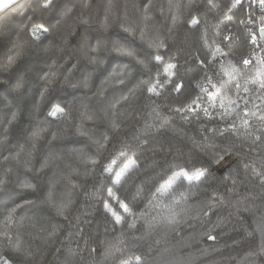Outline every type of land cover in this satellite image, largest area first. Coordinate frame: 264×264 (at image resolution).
I'll return each mask as SVG.
<instances>
[{
    "label": "trees",
    "instance_id": "16d2710c",
    "mask_svg": "<svg viewBox=\"0 0 264 264\" xmlns=\"http://www.w3.org/2000/svg\"><path fill=\"white\" fill-rule=\"evenodd\" d=\"M263 2L1 9L0 262L264 264Z\"/></svg>",
    "mask_w": 264,
    "mask_h": 264
},
{
    "label": "snow or ice",
    "instance_id": "6c2138e0",
    "mask_svg": "<svg viewBox=\"0 0 264 264\" xmlns=\"http://www.w3.org/2000/svg\"><path fill=\"white\" fill-rule=\"evenodd\" d=\"M45 3L47 4V0H45ZM42 30H45L42 26ZM120 51L122 52H127V50L121 46L119 48ZM127 54L131 55L130 52H127ZM20 55V52L17 51L16 55L10 57L7 61V66L8 67H11L15 62H16V59L17 57ZM59 74L58 73H52V79L49 81V84L53 83L55 81V79L57 78ZM67 78L65 77V82H66ZM48 91V88L45 87L42 92H41V97L44 96V94ZM12 120L15 119V116L13 114V116L11 117ZM9 139V137L7 135H0V144H4L7 142V140ZM7 181L6 180H0V191H3L4 190V186L6 185ZM20 187L22 189H25V190H30V189H33L34 186L28 182H23ZM18 211V208L17 207H12L10 208L9 210H7V216L9 218H11L13 216V214H15L16 212Z\"/></svg>",
    "mask_w": 264,
    "mask_h": 264
},
{
    "label": "rangeland",
    "instance_id": "374dc122",
    "mask_svg": "<svg viewBox=\"0 0 264 264\" xmlns=\"http://www.w3.org/2000/svg\"><path fill=\"white\" fill-rule=\"evenodd\" d=\"M176 176H179V178L181 177H189L190 175L188 173H186L185 171H179ZM0 264H11L9 261L7 260H2L0 262Z\"/></svg>",
    "mask_w": 264,
    "mask_h": 264
},
{
    "label": "crops",
    "instance_id": "0c3cea01",
    "mask_svg": "<svg viewBox=\"0 0 264 264\" xmlns=\"http://www.w3.org/2000/svg\"><path fill=\"white\" fill-rule=\"evenodd\" d=\"M17 0H0V10L6 8Z\"/></svg>",
    "mask_w": 264,
    "mask_h": 264
},
{
    "label": "built area",
    "instance_id": "2783aa9c",
    "mask_svg": "<svg viewBox=\"0 0 264 264\" xmlns=\"http://www.w3.org/2000/svg\"><path fill=\"white\" fill-rule=\"evenodd\" d=\"M259 12L261 14H264V2L260 4V6H259Z\"/></svg>",
    "mask_w": 264,
    "mask_h": 264
},
{
    "label": "water",
    "instance_id": "95a60500",
    "mask_svg": "<svg viewBox=\"0 0 264 264\" xmlns=\"http://www.w3.org/2000/svg\"><path fill=\"white\" fill-rule=\"evenodd\" d=\"M261 33H262V34H263V36H264V28H262V29H261Z\"/></svg>",
    "mask_w": 264,
    "mask_h": 264
}]
</instances>
